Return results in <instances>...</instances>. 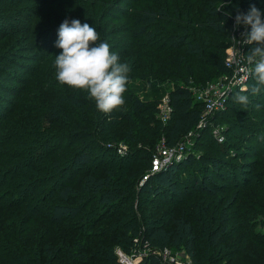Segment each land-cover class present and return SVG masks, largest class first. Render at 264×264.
<instances>
[{"label": "trees", "instance_id": "trees-1", "mask_svg": "<svg viewBox=\"0 0 264 264\" xmlns=\"http://www.w3.org/2000/svg\"><path fill=\"white\" fill-rule=\"evenodd\" d=\"M252 4L264 19V0H21L17 9L2 16L0 90L4 86L15 99L10 101L11 109L0 110L1 120L5 119L0 123V194L4 192V175L13 179L10 186L23 187V192L32 186L36 193L31 200L40 204L31 207L27 203L21 209L32 213L34 224L39 228L42 224L44 234L51 237L39 244L32 239L21 241L17 235L10 236L11 241H0V264H125L117 247L128 255L146 251L141 264H161L153 250L165 247L185 249L196 264H243L238 257L243 249L226 250L223 246L232 217L237 220L236 232L247 234L251 247L264 246V232L254 231L256 219L264 216V88L256 98L249 97L250 102L261 103L259 109L252 110L261 117L260 123H251L247 113L235 105L241 103L232 97V106L215 112L205 125L197 127L205 106L190 86L191 81L198 83L213 71L230 70L225 63L226 41L231 33L244 29L243 25L234 28L235 16L238 11L247 13ZM14 15L20 16L16 25L11 23ZM66 18L93 25L120 62L130 65L125 103L111 114L99 111L86 92L74 91L55 79V55L61 51L55 41ZM122 18L120 27L115 22ZM47 35L52 43L46 48L43 37ZM214 35L221 39L220 44L213 41ZM20 39L17 46L22 52L14 45ZM246 47L248 52L251 46ZM166 50L181 52L174 68L162 60ZM26 52L35 53L25 57ZM20 55L37 65L21 61ZM13 64L28 75L20 78L12 70ZM180 72L186 74L185 84L167 90L159 83L167 74L176 77ZM133 82L151 87L155 96L142 99L131 88ZM254 83L251 78L248 89L236 90V94H250ZM165 94L172 106L167 121L159 116ZM229 111L237 118L228 117ZM11 116L26 121L14 128L9 125ZM215 125L224 127V140L213 135ZM118 127L128 143L123 155L100 139L108 138ZM234 127L240 130L235 132ZM192 130L197 131L194 146L187 147L181 158L153 170L152 158L160 143L174 146ZM8 134L13 150L6 153L7 158H19L20 168L15 162L4 161V136ZM232 140L254 143L246 145V152H234L229 150L233 146H228ZM249 155L254 157L244 166L248 171L240 187L235 186L223 203L220 222L202 224L208 248L220 249L219 255L200 254L187 212L178 215L174 208L161 211V203L175 198L185 201L196 191L217 194L218 181L234 174L236 165L228 157ZM186 170L189 173L184 178ZM147 174L138 187V179ZM142 193L159 199L141 197ZM145 204L155 205L156 210L147 213ZM3 208L0 204V213ZM74 219L78 224L72 228L67 221ZM89 236L95 238L89 242L95 247L83 242Z\"/></svg>", "mask_w": 264, "mask_h": 264}, {"label": "rangeland", "instance_id": "rangeland-1", "mask_svg": "<svg viewBox=\"0 0 264 264\" xmlns=\"http://www.w3.org/2000/svg\"><path fill=\"white\" fill-rule=\"evenodd\" d=\"M21 0H0V26L4 25L1 22V18L2 16L6 15L7 13H10L12 11H14L15 9H17L19 7V2ZM220 1V0H219ZM219 4H221V2H219ZM127 8V6L125 7ZM125 10V9H124ZM20 16L19 15H14V17H12L11 19V23L16 25L18 24V18ZM124 20L123 18L116 23V25H119L120 27H122ZM239 31V30H238ZM235 32V33H231L229 35V38L226 41V57L229 54L231 49H237V47H242V45H244L243 43H241L240 41L243 39L241 37V34H238L239 32ZM241 31V30H240ZM121 36H118V39ZM235 39H234V38ZM43 39L46 41V48L49 47L52 43V41L50 40V35L44 36ZM213 41H215V43L220 44L221 39L218 36H213ZM17 42H21L20 40H16L14 42V45H16L15 49H19V47L17 46ZM23 47V46H22ZM246 46L245 49L243 50V55H246ZM21 50L22 52V48L19 49V51ZM43 51L45 52V48L43 49ZM35 52H26L23 53L25 55V57H33V54ZM181 55L180 51H176V50H166L163 54H162V60H164V64L168 65L172 68H174L178 63H179V57ZM166 57V59H165ZM225 57V58H226ZM20 59H23L21 61L25 60V63L29 62V59L27 58H22V56H19ZM164 58V59H163ZM32 63L33 65H37L36 61L33 62H29ZM8 65V64H6ZM11 68H13V71H17V75L21 78H24L28 75L27 72H25V70H22V68H20L19 65L13 64L11 65ZM164 68V67H163ZM163 68H160L159 70H162ZM185 73L184 72H180L176 77L174 76H169V74H167L166 78L164 80H162L161 82H159L162 87H165L167 90L170 89L171 87H174L176 84L180 83V84H185L184 77H185ZM203 79L201 81H199L198 83L191 81L190 86L192 88H194V92L196 93L198 91V89L205 87L208 84L211 83H217L220 81H224L226 82L227 79H224V73H219L217 71H213V73L208 76V77H202ZM13 83H17L18 82H13ZM3 89L0 90V110H4L6 111V109H11L12 104L10 103V101H12L14 98V95L11 94V92H8L6 90H4V86H2ZM131 88L135 89L137 91V94L142 98V99H149V98H153V96H155V93H153V89L147 88L139 83H132L131 84ZM247 88L245 89H238V87H233V89L231 90L229 97H227L226 100V108L228 109L229 106H232L231 102L229 104V99L230 98H235L236 96V90H240V91H244L247 90ZM166 90V91H167ZM194 93V94H195ZM160 96V94H157ZM156 95V96H157ZM196 94V99L199 100L197 98ZM248 97L250 98H256V95H252V93L247 94ZM5 97H7V100H5ZM250 100V99H249ZM238 109L242 110V113H247V117H249V121L251 123H260V121L262 120L261 117H256V113L252 112L253 109H255V105H261V103H257L254 104L252 102L249 103V105L251 107H253L252 109L246 107L245 105H241V104H235ZM233 112H228L227 116L228 117H235L236 113ZM241 114V112H240ZM245 114H242L243 117H246ZM237 118V117H235ZM4 122L5 119L1 120L0 118V123ZM10 121L9 125H11V127L14 128H19L23 126V122H25L26 120L23 119L22 117L16 118L14 116H11V118L8 120ZM19 121H21V125H19ZM259 126V125H257ZM264 129V125H262ZM260 129V128H259ZM121 129L118 127L114 130H112L110 133V136L108 138H100L101 142L106 143L107 147H112L115 148V150L117 151V153L123 155L127 149H128V143L123 139L122 134H121ZM224 130V129H223ZM240 128L239 127H234L233 131H239ZM242 134L246 135L245 131L242 130ZM197 131L193 132V134L188 137L186 145L187 147L191 148L194 146V144L197 142ZM9 134L6 136H4V161L7 163L10 159L7 158L6 153H10L12 152L13 148L12 146H10L9 141L10 139H8ZM225 138V135H224ZM6 139V140H5ZM224 140V139H223ZM241 141V140H240ZM242 143L238 142L237 140H232L231 144H228L233 146L232 148L230 147L229 150L230 151H234V152H246L245 151V147L246 145H250L253 143H245L243 144V141H241ZM119 148H123V152L121 153L118 149ZM198 151V150H196ZM242 155H247L242 154ZM176 156V155H175ZM254 156L249 155L247 158H242L239 157L237 159H232L230 157H228V161L231 163H234L236 166L234 167V174H232V178H228L227 180H221L218 181V185L220 186V190L218 191L217 194H207L204 191H196L194 192L191 196L188 197L187 200H179L178 198L173 199L172 201H170L167 204H163L161 203V211H164L166 209L169 208H174L176 210V213L178 215H182L184 214V212L186 213V217L191 219V221L194 224V228H195V233H196V237L197 239L196 241V246L199 250L200 254L205 255V253H209L212 254L213 256L217 257L219 255V250L218 248H212L209 249L206 243V239H205V233L203 231L202 228V224L205 225H217L220 220L222 219V205L223 203H225L227 197L229 195H231V193H233V191L236 190V187H240V185L243 182V178L245 177L248 168H244V166L248 165L249 161L251 159H253ZM19 158L17 157H13L11 158L10 162H15L17 164ZM16 167L20 168L22 167L21 165H16ZM85 170V166H82V171ZM189 173V171H185L184 172V178L185 176ZM230 174L228 173V176ZM9 177V176H8ZM142 177V176H141ZM13 179L7 178L6 179V175H4V192L2 194H0L1 198H0V204H4V208L2 209L3 212L0 213V241H4L5 239H9V241H11L10 236H20L22 237L21 241H25L27 239H32L34 240L37 244H39L42 240H48L51 235H45V227H42V224L40 225L41 227H37L34 223H35V219H31L32 213H28L25 212L26 210H22L21 207L25 206L28 203V206H38V204H40V202L38 200L32 202L31 198L34 195L35 190L32 186H27L24 190L25 192H23V187L20 188H15L14 186H10V183ZM144 177L143 178H139L138 179V184L140 186L143 185L144 183ZM18 191V192H16ZM33 194V195H32ZM82 192H78V197H82ZM141 197H148L149 199H159L158 196H154L153 194H149V193H142L140 195ZM137 197V194H136ZM137 199V198H136ZM75 200H73L74 202ZM173 202V203H172ZM20 206V208L18 209V207ZM43 205V204H41ZM47 205V204H44ZM145 207L147 209V213H153L156 209H155V205L153 207H151L150 204H145ZM22 210V211H21ZM137 212H141V211H137ZM262 213L264 211H261ZM93 217V214H92ZM235 221L234 218L232 217L231 220L228 222L229 223V231L225 234V242L223 244L224 248L226 250H232L236 251V250H240L243 249L242 252H240L238 255V257L240 258L241 262L243 264H264V246H256V247H251L252 242L249 240L247 234H244L243 231L241 232H236V225H235ZM256 228H255V232H264V216H260L258 218V220L256 219ZM68 225H73L72 228H75V225L78 224V220L74 219V220H68L67 221ZM99 227V226H98ZM97 227V228H98ZM4 231V237H2V232ZM57 235V234H56ZM78 237L79 239L83 238L81 236H75ZM41 238V240H40ZM95 239L93 236H89L88 239H86L85 241H83L89 248L91 247H95V244H89V242ZM239 240H241V242H239V244L235 245V243H237ZM8 241V242H9ZM173 249V248H172ZM209 249V252H208ZM117 253L121 256L122 254H124V261L120 258L121 262L126 263L131 262L132 264H134L135 261H138L137 256L134 255V253H131L130 255H128L127 253H125L121 247H117L116 248ZM173 252L178 254L179 256H188V254L186 253L185 249L183 248H179V249H173ZM137 254V253H135ZM195 262V261H194ZM210 264V263H207Z\"/></svg>", "mask_w": 264, "mask_h": 264}, {"label": "clouds", "instance_id": "clouds-1", "mask_svg": "<svg viewBox=\"0 0 264 264\" xmlns=\"http://www.w3.org/2000/svg\"><path fill=\"white\" fill-rule=\"evenodd\" d=\"M241 25L251 29L241 33L240 42L251 46L243 60L255 81L251 93L256 95L264 88V19L255 4L247 13L237 12L234 28ZM57 37L55 47L61 51L54 60L56 81L74 91L86 92L96 108L106 115L124 105L130 65L120 62L119 55L107 41L101 40L97 29L79 19L66 18L57 30ZM235 100L245 106L250 103L248 95L239 93Z\"/></svg>", "mask_w": 264, "mask_h": 264}, {"label": "built area", "instance_id": "built-area-1", "mask_svg": "<svg viewBox=\"0 0 264 264\" xmlns=\"http://www.w3.org/2000/svg\"><path fill=\"white\" fill-rule=\"evenodd\" d=\"M238 34L243 32H249V26H245L243 30H239ZM245 44L242 47H237V49H231L227 57L225 58L226 66L229 67V71L224 73V79H227L226 82L223 80L217 83H211L206 85L203 88L198 89L195 93L194 88H192L193 92L196 94L199 101L204 103V112L200 123L197 127L205 125L209 121V117L217 112L224 110L226 108V100L229 97V94L233 87H238V89H245L249 86V81L252 78L248 71V65L243 60V50L245 49ZM160 112L159 116L163 121H167L170 118V114L172 112V106L170 104L169 94H165L162 98V101L159 105ZM224 127L220 125H215L212 128L213 135L217 137L219 141L224 139V135L222 133V129ZM194 130L190 131L185 138L180 141L178 144L174 146H167L164 142L160 143L157 148V153L153 155L152 158V168L153 170H159L164 167L174 159H179L182 157L183 153L186 152L187 149V139L190 137ZM121 153L123 152V148L118 149ZM176 155V156H175ZM148 177L144 175V179ZM153 252L159 257L161 264H196L194 260L188 256H179L178 254L173 252V249L170 247L165 248H156ZM147 252H141L135 254L137 256L138 261H135L136 264H141V260L143 256ZM120 258L124 261V254L120 256ZM128 264H132L131 262H126Z\"/></svg>", "mask_w": 264, "mask_h": 264}, {"label": "bare ground", "instance_id": "bare-ground-1", "mask_svg": "<svg viewBox=\"0 0 264 264\" xmlns=\"http://www.w3.org/2000/svg\"><path fill=\"white\" fill-rule=\"evenodd\" d=\"M134 264H136V262H134Z\"/></svg>", "mask_w": 264, "mask_h": 264}]
</instances>
